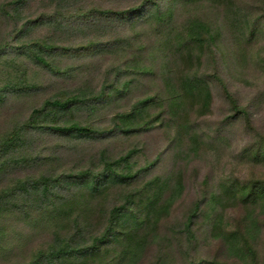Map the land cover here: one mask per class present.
Returning <instances> with one entry per match:
<instances>
[{
  "label": "trees",
  "instance_id": "16d2710c",
  "mask_svg": "<svg viewBox=\"0 0 264 264\" xmlns=\"http://www.w3.org/2000/svg\"><path fill=\"white\" fill-rule=\"evenodd\" d=\"M31 1L0 0V23L10 25L6 34L1 31V39L11 38L12 45L6 47V40L0 44V56L20 54L28 62L61 76L67 72L58 71L50 58L123 48L129 42L127 39L108 43L102 35L113 28L145 24H152L159 32L170 26L178 7L208 2L224 8L242 26L237 44L242 45V41L256 35L255 24L242 25V9L235 0H136L127 6L115 3L93 10H73L80 0H42L36 11L27 12ZM51 6L56 10L53 14L49 13ZM45 27L52 32L51 37L38 35V30ZM94 31L98 36H94ZM59 34L67 40L78 38L72 46L63 47L55 37ZM220 36L221 31L202 17L187 19L178 32L164 29L157 33V50L166 71L134 57L127 62L129 68L119 66L113 72L109 85H102L99 90L59 93L0 138V264H140L151 247L159 249L153 264H178L179 257L185 264H264L263 179L231 177L205 188L206 177L201 191L204 195L191 205L182 228L165 226L176 204L185 196L184 169L201 158L209 142L203 139L207 134L198 132L191 119L210 114L211 81L217 84L236 118H243L250 125L247 112L218 76ZM232 58L236 60L234 53ZM206 63L212 64L213 72L203 71ZM8 73L10 79L0 86V103L7 94L38 89L27 84L25 72L8 69ZM18 75L19 78H13ZM152 75H160V90L116 113L110 127L102 129L90 122L71 120L76 108L95 112L100 105L123 101L136 89V81L129 80V76L137 80ZM156 107L160 110L151 118ZM155 126L173 132L168 146H173L177 160L169 171L151 178L147 175L156 161L138 167L133 161L138 153L136 148L117 157L102 152L97 171L58 170L51 167L53 156L26 155L30 133L79 141L108 134L131 136ZM248 150L252 167H256L258 160L264 162V136H259ZM38 160L47 166L39 172L21 175L18 165L25 167ZM202 205L205 207L201 208ZM229 214H235L232 223ZM21 223H26V227L18 225ZM20 228H29L30 235L22 233L21 238L27 240L11 252L6 242ZM39 228H46L50 234L41 245L33 247L31 243ZM204 237L214 242L217 254L209 261L190 260L199 238Z\"/></svg>",
  "mask_w": 264,
  "mask_h": 264
},
{
  "label": "rangeland",
  "instance_id": "374dc122",
  "mask_svg": "<svg viewBox=\"0 0 264 264\" xmlns=\"http://www.w3.org/2000/svg\"><path fill=\"white\" fill-rule=\"evenodd\" d=\"M41 1H31L32 3L27 7V12L29 10L30 12L36 11L42 3ZM127 1L128 3L122 0H80L79 4L74 5L73 10L78 8L93 10L94 7L104 9L115 3L127 6L136 0ZM235 2L236 6L242 9L240 17L242 25L244 23L255 24L256 27V35L247 41H242V45L237 44L236 41L239 39L238 32L242 27L238 25L239 19L234 18L232 20L233 14H227L224 8L203 2L196 7L176 8L170 26L166 25V27L159 29V32L154 29L152 24H145L136 27L113 28L107 31V34H100L102 39L108 43L118 38L127 39L129 42L123 48L117 50L106 48L101 52L89 54L66 53L50 58V61L57 67L56 69H59L58 71L67 72L62 74L64 76L52 74L46 69L28 62L26 57L20 54L7 53L1 55L0 86L10 79L8 69H19L20 72H25L24 78L27 84L36 85L38 89L30 93L7 94L4 97V101L0 103V138L9 134L16 127V124L24 123L32 111L39 108L45 100L59 93L90 88L99 90L102 85H109L114 79L113 72L119 66L129 68L127 62L134 57L138 56L140 60L148 65L156 66L157 69L161 66L166 71V67L162 66V61L158 57L159 37H157V33H161L164 29L178 32L182 23L187 19L202 17L221 31L222 36L217 40L218 76L223 79L228 90L237 99L241 109L247 112L250 125L243 118H236L235 112L225 102L217 84L211 81L213 102L210 114L199 119L193 117L191 119L198 132L207 134L203 139L209 142L201 158L184 169L187 176L185 196L176 204L173 215L168 218L167 225H165L167 229L180 230L191 205L198 201V198L202 199L204 195L201 191L206 177L208 183L205 188L214 187L222 180L231 179V177L264 180V162L258 160L256 167H252L249 162L250 150H248L256 143L259 136H264V0H235ZM93 3L96 4L93 5ZM54 12L56 10L54 11L53 6H51L49 13L53 14ZM8 27L10 25L6 26L1 22L0 34L2 30L6 34ZM46 27L38 30V35L51 37L52 32H47ZM93 34L98 36L96 31ZM55 37L59 40L58 45L63 44V47L72 46V43H76L78 38L74 37L67 40L63 34ZM2 39L0 35V44L6 40V38ZM5 44L6 47L12 46L11 38L7 39ZM233 53L236 55V60L232 58ZM211 69L212 64L206 63L203 71L208 70L211 73L213 72ZM158 76L160 75L140 76L137 80L129 76V80L136 81V89L128 94L123 101L100 105L95 112H89L88 108L85 107L76 108L71 115V120L82 124L90 122L91 125L102 129L110 127L111 118L116 113L124 112L135 101L145 96L154 95L156 91L160 90ZM19 77L20 75L13 78ZM159 110L158 107L154 108L151 111V118H155V114ZM172 134L173 132L158 126L148 132L131 136L108 134L93 140L79 141L65 139L58 135L30 133L27 136L30 138V143L26 145V155L30 157H34L36 154L40 157L53 156L55 160L52 161V164L50 163L51 167L58 170L81 171L90 169L97 171L99 170L98 159L102 152H107L111 157H117L132 148H136L138 153L133 161L137 162L138 167L156 161L154 169L147 175V178H151L169 171L177 160L173 146L170 148L168 146L169 137ZM21 165H18L21 175L39 172L47 166L46 163L39 162V160L38 162L32 161L29 166ZM203 207L205 205L201 206V208ZM234 216L235 214L228 215V220L231 223ZM195 223L199 225L200 221L196 220ZM18 225L26 227V223ZM38 230L35 233L36 238L31 243L33 247L41 245L50 234L46 228H39ZM30 231L29 228L18 229L17 234H13V237L6 242L9 251L14 252L15 249L20 248L22 243L27 240V238L25 240L21 238L22 233L26 236V233L30 235ZM213 243L206 237L204 239L199 238L197 248L190 260H212L217 254L216 245ZM158 250L156 247L148 249L140 264H153ZM178 264H185L180 257Z\"/></svg>",
  "mask_w": 264,
  "mask_h": 264
}]
</instances>
